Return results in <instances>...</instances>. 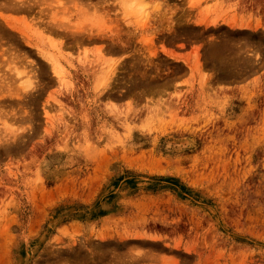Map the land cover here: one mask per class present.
Segmentation results:
<instances>
[{
    "label": "rangeland",
    "instance_id": "374dc122",
    "mask_svg": "<svg viewBox=\"0 0 264 264\" xmlns=\"http://www.w3.org/2000/svg\"><path fill=\"white\" fill-rule=\"evenodd\" d=\"M0 264H264V0H0Z\"/></svg>",
    "mask_w": 264,
    "mask_h": 264
}]
</instances>
